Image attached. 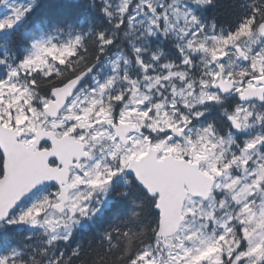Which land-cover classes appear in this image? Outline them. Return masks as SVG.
I'll list each match as a JSON object with an SVG mask.
<instances>
[{
    "label": "snow or ice",
    "instance_id": "obj_1",
    "mask_svg": "<svg viewBox=\"0 0 264 264\" xmlns=\"http://www.w3.org/2000/svg\"><path fill=\"white\" fill-rule=\"evenodd\" d=\"M0 264H264V0H0Z\"/></svg>",
    "mask_w": 264,
    "mask_h": 264
}]
</instances>
